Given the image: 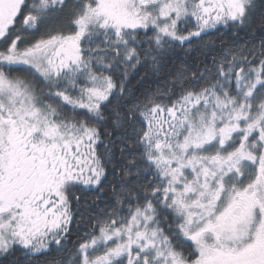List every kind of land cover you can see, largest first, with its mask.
Listing matches in <instances>:
<instances>
[{
	"label": "snow or ice",
	"instance_id": "1",
	"mask_svg": "<svg viewBox=\"0 0 264 264\" xmlns=\"http://www.w3.org/2000/svg\"><path fill=\"white\" fill-rule=\"evenodd\" d=\"M0 264H264V0H0Z\"/></svg>",
	"mask_w": 264,
	"mask_h": 264
}]
</instances>
